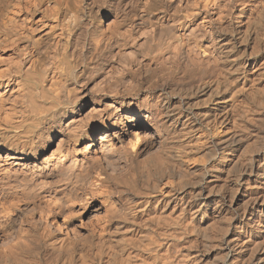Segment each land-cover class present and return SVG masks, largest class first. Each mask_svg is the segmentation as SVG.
<instances>
[{
	"label": "bare ground",
	"instance_id": "6f19581e",
	"mask_svg": "<svg viewBox=\"0 0 264 264\" xmlns=\"http://www.w3.org/2000/svg\"><path fill=\"white\" fill-rule=\"evenodd\" d=\"M259 67L264 0H0V242L65 259L92 200L124 214L126 190L145 178L163 190L191 155L226 167L264 128ZM117 153L126 166L106 178ZM203 196L181 212L206 210Z\"/></svg>",
	"mask_w": 264,
	"mask_h": 264
},
{
	"label": "rangeland",
	"instance_id": "374dc122",
	"mask_svg": "<svg viewBox=\"0 0 264 264\" xmlns=\"http://www.w3.org/2000/svg\"><path fill=\"white\" fill-rule=\"evenodd\" d=\"M111 19V16H107L103 23L110 25V21L113 20ZM261 62L259 66L262 67ZM260 69L262 70V68ZM260 69L259 79L261 78V81L264 72L262 70L263 73L261 74ZM259 100L261 101L260 98ZM262 107L263 105H260L258 108L259 115L264 113ZM259 124L261 125V123ZM104 133H99L96 138L99 139L100 137L98 136ZM143 134H139V136L141 135L139 138L146 140L144 138V136L147 137L146 133ZM261 135H263V138ZM247 139L250 144L253 142V145H251L254 148L250 149V147L252 148L250 145L241 150L232 149L229 152L227 151L228 153L226 152L225 154L227 155L228 164L224 167L225 169L221 168L212 172L209 170L205 171L204 167H202L205 166V157L202 154L198 155L204 161L203 164V161L199 157L198 159L202 162L196 159L201 165L194 160L197 158L195 154L190 157V159L194 158V162L187 159L188 164H190V161L191 164H186V167L182 168L185 172H182L181 176L175 173L172 178L164 180L163 190H151L149 187L152 185V180L148 181L147 178L139 179L143 181L138 180L139 182L135 186H132V190L130 189L132 192L126 190V193H129V195L128 193L126 194L127 205H129L128 210L124 214L118 211H114L112 214L113 211H107L108 206L106 205L108 202H105L106 205L105 203L103 205L99 200H90L88 210L93 218L90 216L92 222L90 221L87 227V238L70 251V257L67 256L65 259L64 257L50 259L45 256L42 250L32 253H24L22 251L23 253H21L19 246L22 243L0 242V264H264V128L263 130L254 132L252 139ZM253 139L257 142L254 143ZM141 150H139V158L152 154L143 148ZM45 154L40 153L37 156L38 163L42 161V158L44 159L45 156H48ZM0 155L4 156V154ZM115 156L119 159H116ZM123 156L121 153L111 156V161L110 159L107 161H110L114 166L110 162L105 161L107 165H105V162L103 163L100 168L101 174L106 178H113L117 171H120L122 168L124 169L126 166V159ZM234 156L236 158L238 156L241 157L238 160ZM113 158L116 160H112ZM237 161L238 164L236 165ZM239 163L244 164L239 165ZM123 164H125L124 167ZM215 164L216 161L213 159L206 166L209 165L208 168H211ZM231 165L235 166L232 167ZM189 170L195 171L191 173ZM201 172L203 173L201 174ZM183 173L184 176L188 177H183ZM189 175H191L190 178ZM176 176L183 177L185 180L188 178L195 182V184L186 180V184H194L186 186L184 179L176 178ZM196 178L199 180L201 178L200 181H202L198 185ZM144 180L147 183H143V185L142 182H145ZM169 180L173 183L172 185L168 184ZM178 181L181 184H179L180 186L177 185ZM220 184L221 186H219ZM145 185L146 188H143L144 191L142 192V186L145 187ZM206 185L208 189H206ZM209 187L213 191H208ZM201 189L204 196L196 203L204 202L205 206L208 204L206 210L200 211L201 213L196 210H193L196 213H192L193 211L190 213L181 212L183 209L181 207L185 203L184 200L188 201ZM138 190L139 192H137ZM215 192L218 196L214 194ZM169 193L170 195H167ZM133 194L135 197H133ZM179 196H182V199ZM222 197L225 199L223 200ZM179 204H181V207ZM165 206L168 208H165ZM173 207L174 209H171ZM98 208L100 209L97 210ZM15 212L13 213V217L20 216V211ZM29 242L31 243V241Z\"/></svg>",
	"mask_w": 264,
	"mask_h": 264
}]
</instances>
